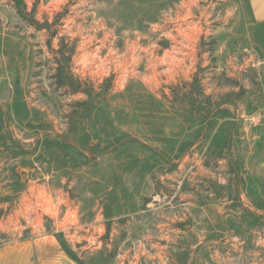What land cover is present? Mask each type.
I'll list each match as a JSON object with an SVG mask.
<instances>
[{
    "label": "rangeland",
    "instance_id": "374dc122",
    "mask_svg": "<svg viewBox=\"0 0 264 264\" xmlns=\"http://www.w3.org/2000/svg\"><path fill=\"white\" fill-rule=\"evenodd\" d=\"M23 1L0 0V264H76L57 239L93 264H264V0ZM195 73L211 103L245 88L225 160L170 102Z\"/></svg>",
    "mask_w": 264,
    "mask_h": 264
},
{
    "label": "trees",
    "instance_id": "16d2710c",
    "mask_svg": "<svg viewBox=\"0 0 264 264\" xmlns=\"http://www.w3.org/2000/svg\"><path fill=\"white\" fill-rule=\"evenodd\" d=\"M14 3L15 7L20 11L25 9V4L23 0H11ZM21 12V11H20ZM59 72V71H58ZM78 81V79H76ZM233 82V81H232ZM235 83V82H234ZM233 83V84H234ZM237 84V85H235ZM233 86H237L239 90L237 92H230L223 96H219L215 102L211 103V97L206 96L204 94V90L202 89L201 79H199V75L195 73L192 76V80L189 83H183L186 86L184 92H180V90H175V87H169L171 92V101L174 102L176 106L179 107V110L183 113L188 112L193 113V117L197 118V123L202 129V131L206 134V138L209 140V145L206 149V158L209 156L215 157L216 160H225V150L227 149V143L230 141V137L226 136L224 133V126L226 125L224 122L220 125L218 124V120H223L224 118L229 116V112L226 109H221L220 104L230 105L235 102L236 98H239L245 94V88L243 86L235 83ZM231 88H233L232 85ZM252 88L256 91L259 96V99L263 101L264 99V84L262 80L257 81V83L252 86ZM83 91H79V89H74L72 93H79ZM161 98L163 100L169 101V98L166 95H162ZM202 98L203 100H207V104L205 106L197 105V101ZM217 114L219 116H217ZM228 129V128H227ZM211 133V135H210ZM223 135V144L221 143V136ZM192 147V143L182 144L177 151L178 156H183L189 152ZM228 152V151H227ZM106 235L110 232L109 223L106 224ZM60 247L64 251V253L76 264H93V258H88L86 260L78 259L76 255L70 251L66 245L59 241ZM113 255V254H112Z\"/></svg>",
    "mask_w": 264,
    "mask_h": 264
}]
</instances>
